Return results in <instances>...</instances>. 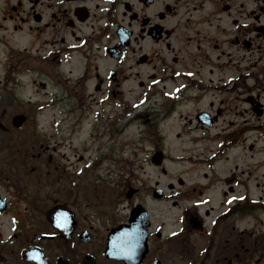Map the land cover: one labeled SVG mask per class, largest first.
<instances>
[{"label":"flooded vegetation","instance_id":"flooded-vegetation-1","mask_svg":"<svg viewBox=\"0 0 264 264\" xmlns=\"http://www.w3.org/2000/svg\"><path fill=\"white\" fill-rule=\"evenodd\" d=\"M36 87L107 142L95 192L0 177L2 264H264V0H0V131Z\"/></svg>","mask_w":264,"mask_h":264},{"label":"rangeland","instance_id":"rangeland-1","mask_svg":"<svg viewBox=\"0 0 264 264\" xmlns=\"http://www.w3.org/2000/svg\"><path fill=\"white\" fill-rule=\"evenodd\" d=\"M31 105L25 102L21 105L23 109L30 107L33 109V116L30 124L25 131H17L11 126L13 114L20 111V106L14 103L2 101V131H0V177L2 178V193L9 197L13 192H33L32 188H25L18 177L25 179L47 178L43 182H49L52 185H43L42 191L49 192L54 188L65 187L66 182L83 183V188L87 191L95 192L97 183L94 178L98 176L99 171L94 165L99 164L96 161L98 156V141L106 144V140L97 137L102 128L108 127L105 119H99L96 130L93 131L94 120L89 118L88 122H83L78 128V133L59 132L73 126L79 120L73 115L66 121L61 115V109L65 107L62 104L54 103L50 106L51 100L46 99L44 91L35 88ZM48 104L39 111L40 106ZM48 108V109H47ZM23 109H21L23 111ZM48 111H44V110ZM1 122V121H0ZM89 123V124H88ZM129 135V134H128ZM128 135H119L118 144H122L129 139ZM121 136V137H120ZM98 138V139H97ZM86 142L87 144H84ZM49 146L50 149H56L55 152L40 153L39 145ZM34 146L33 150L31 146ZM109 147L102 150L100 155H108L116 152L113 143H108ZM98 151V152H97ZM39 154V155H38ZM52 154L53 164L47 163V157ZM135 154L138 158L142 153H138L134 147L125 149L124 152L117 153V158H127ZM40 157H38V156ZM82 157V162L79 158ZM95 162V163H94ZM92 164V165H91ZM109 165L102 164L103 170ZM55 178L68 179L62 180V183H55ZM75 178H80L76 180ZM27 184V183H26ZM73 187V186H72ZM7 219H0V223H5ZM0 260L2 261V228H0Z\"/></svg>","mask_w":264,"mask_h":264},{"label":"water","instance_id":"water-1","mask_svg":"<svg viewBox=\"0 0 264 264\" xmlns=\"http://www.w3.org/2000/svg\"><path fill=\"white\" fill-rule=\"evenodd\" d=\"M23 120H24L23 117H15V118H13V120H12V124H13L14 127L17 128V127L20 126V124L23 122Z\"/></svg>","mask_w":264,"mask_h":264}]
</instances>
